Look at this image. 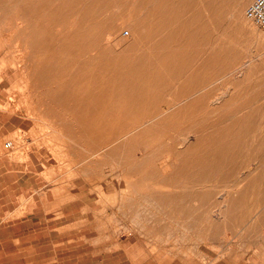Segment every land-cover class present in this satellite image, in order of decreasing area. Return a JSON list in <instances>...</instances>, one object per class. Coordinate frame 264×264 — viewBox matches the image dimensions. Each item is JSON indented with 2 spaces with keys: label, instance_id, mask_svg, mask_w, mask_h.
<instances>
[{
  "label": "rangeland",
  "instance_id": "374dc122",
  "mask_svg": "<svg viewBox=\"0 0 264 264\" xmlns=\"http://www.w3.org/2000/svg\"><path fill=\"white\" fill-rule=\"evenodd\" d=\"M32 1L0 0V264H253L264 252V33L245 16L253 0H191L175 48L187 57L170 63L151 37L155 0ZM78 27L101 43L94 68L111 80L71 75Z\"/></svg>",
  "mask_w": 264,
  "mask_h": 264
},
{
  "label": "bare ground",
  "instance_id": "6f19581e",
  "mask_svg": "<svg viewBox=\"0 0 264 264\" xmlns=\"http://www.w3.org/2000/svg\"><path fill=\"white\" fill-rule=\"evenodd\" d=\"M32 1V0H31ZM53 1V0H52ZM59 1V0H58ZM56 0L55 3L58 2ZM88 1V0H87ZM196 1V0H195ZM214 1V0H213ZM233 1V0H232ZM33 2V1H32ZM151 2V1H150ZM149 2V3H150ZM156 2V8L154 10H152L150 13L151 15L153 16V18L155 19V24L153 26V33H152V38H154V40H156V45L158 46V49L160 51V55L163 56V59L165 60L164 63L166 62H169V61H178L179 59H185V56L186 54L182 53V52H179V51H175V48L177 46V42H180V44H182V41L184 42V40H181L179 41V35H178V30L179 28H181L180 26L183 25V19L184 16L186 14H190L191 11V0H155ZM219 2V1H218ZM223 2V1H222ZM230 2V0H229ZM91 3V2H90ZM200 3V2H199ZM236 3V2H235ZM234 3V4H235ZM203 4V3H201ZM206 4V3H205ZM229 4V3H228ZM232 4V3H231ZM220 5V4H219ZM237 5V4H236ZM34 4H32V8H34ZM87 6V5H86ZM148 6V5H147ZM146 6V7H147ZM227 6V5H226ZM235 6V5H234ZM224 7V6H223ZM233 7V6H232ZM103 8V7H102ZM145 8V7H144ZM196 8V7H195ZM228 8V7H227ZM105 10V8H103ZM34 10L36 11L37 8ZM97 10V9H96ZM100 10V8H99ZM206 10V9H205ZM213 10V9H212ZM217 10V9H216ZM93 11V10H92ZM198 11V10H197ZM199 12V11H198ZM213 12V11H212ZM34 13V12H33ZM238 13V12H237ZM46 14V12H45ZM106 15V13H104ZM198 14V13H196ZM217 14V13H216ZM215 14V15H216ZM240 14V13H239ZM238 14V15H239ZM33 15V14H32ZM80 15V14H79ZM78 15V16H79ZM109 15V13H108ZM213 15V14H212ZM195 16V15H194ZM235 16V15H234ZM198 17V16H197ZM196 17V18H197ZM199 17H200V14H199ZM208 17V16H207ZM89 18V17H88ZM195 18V17H194ZM195 18V19H196ZM218 18V17H217ZM189 19V18H188ZM96 20V19H95ZM141 20V19H140ZM145 20V19H144ZM197 20V19H196ZM200 20V19H198ZM221 20V19H219ZM218 20V21H219ZM148 21V20H147ZM202 21V19H201ZM222 21V20H221ZM220 21V22H221ZM143 22V21H142ZM149 22V21H148ZM186 22V21H185ZM242 22V21H241ZM100 23V22H99ZM204 23V22H202ZM224 23V22H223ZM143 24V23H142ZM141 24V25H142ZM190 24V23H188ZM187 24V25H188ZM80 25V24H79ZM83 25V24H82ZM90 25V24H89ZM138 25V24H137ZM140 25V26H141ZM185 25V23H184ZM183 25V26H184ZM203 26V25H202ZM220 26V25H219ZM192 28V24L190 26ZM190 27L189 29L187 30H190ZM196 27V26H195ZM201 27V26H200ZM99 28V26H98ZM194 28V27H193ZM71 29V28H69ZM86 29V28H85ZM93 29V28H92ZM197 29V28H196ZM111 30V29H110ZM185 30V29H184ZM186 30V31H187ZM194 30V29H193ZM141 31V30H140ZM92 32V31H91ZM97 32V31H96ZM144 32V31H143ZM190 32V31H189ZM109 34V33H108ZM145 34V33H144ZM181 34V33H180ZM187 34V32H186ZM185 34V35H186ZM191 34V32H190ZM68 41L72 42L74 44V54L72 56H70L69 60L67 61V63L69 65H71V70H70V73L71 75L73 76H76V78H79V77H87L89 81H95V80H102V81H105V80H111V77L113 76L111 73V75H109L108 71L109 70H100V69H95L94 66L95 65H99V62H100V57L102 56V54H104V52L101 54V51L99 49H102L101 48V43L100 45H92V44H86L85 40L84 39V35L81 34V28H77V29H74V30H70L69 33H68ZM145 36V35H144ZM143 36V37H144ZM178 36V38H177ZM191 36V35H189ZM98 37V36H97ZM92 38V37H91ZM109 40V39H108ZM146 40H149V39H146ZM152 40V39H151ZM87 41V40H86ZM187 42V41H186ZM192 42V41H191ZM188 43V42H187ZM190 43V42H189ZM36 44V43H34ZM173 45V47H171ZM231 45V44H230ZM227 46L226 48H228L229 46L228 45H225ZM63 49L67 50V48H69V44L66 42L63 44V46H61ZM193 47V46H191ZM233 47V45H232ZM155 48V47H154ZM231 48V46H230ZM98 50L100 51V53H98ZM133 50V49H132ZM135 51V49H134ZM234 51V50H233ZM152 52V50H151ZM207 52V51H206ZM186 53V52H185ZM229 53V52H228ZM232 53V52H231ZM105 55V54H104ZM146 55V54H145ZM185 55V56H184ZM238 55V54H237ZM144 55H139L137 58H143ZM188 56L191 57V55L188 54ZM187 57V56H186ZM232 57V56H231ZM230 57V58H231ZM238 57V56H237ZM194 58V56H193ZM207 58V57H206ZM112 59V57H111ZM144 59V58H143ZM187 59V58H186ZM203 59V58H202ZM212 59V58H210ZM232 59V58H231ZM142 60V59H141ZM193 60H196L193 59ZM192 60V62H193ZM230 60V59H229ZM233 60V59H232ZM180 61V60H179ZM206 63L208 62V59L204 60ZM146 62V61H145ZM110 63V62H109ZM130 63V62H129ZM170 63V62H169ZM168 63V64H169ZM182 63V62H181ZM186 63V62H185ZM191 63V62H190ZM195 63V62H194ZM204 63V64H206ZM185 65L188 66V64H182L180 66V68L177 70V69H174V71H176V74L178 75L177 77L179 76H182L185 75V74H182V69L184 70L186 67ZM200 65V64H198ZM203 65V64H202ZM163 66V65H162ZM203 67V66H202ZM145 69V68H144ZM194 69V68H193ZM203 70V68H202ZM117 71V70H116ZM196 71V70H195ZM197 71H198V68H197ZM111 72V71H110ZM62 73V72H61ZM108 73V75H107ZM113 73V72H112ZM151 73V72H150ZM201 73V72H200ZM63 74V73H62ZM54 75V74H53ZM123 76V75H122ZM137 76V75H136ZM115 77V76H114ZM117 77V76H116ZM186 77V75H185ZM118 79L119 82H122V84H126L125 83V79L124 77H119V78H116ZM137 79V78H136ZM181 79V78H180ZM187 80V79H186ZM185 80V81H186ZM85 82V81H84ZM102 83V82H101ZM139 83V82H138ZM93 84V83H92ZM153 84V83H152ZM159 84V83H157ZM163 84V83H162ZM76 85V84H75ZM128 85V84H127ZM137 85V83H136ZM193 85V84H192ZM104 86V85H103ZM115 86V85H114ZM119 86V85H117ZM124 86V85H123ZM122 86V87H123ZM138 86V85H137ZM145 86V85H144ZM200 86V85H199ZM128 87V86H127ZM132 87V86H131ZM136 87V86H135ZM101 88V86H100ZM118 88V87H117ZM193 88V87H192ZM195 88V87H194ZM200 88V87H198ZM65 89V88H64ZM121 89V88H120ZM132 89V88H131ZM140 89V88H139ZM100 90V89H99ZM150 90V89H149ZM90 91V90H89ZM88 91V93H89ZM96 91V90H95ZM98 91V90H97ZM147 91V89H146ZM151 91V90H150ZM195 91V90H194ZM140 91L136 90L134 91V89H132V92H131V99L133 98H137L139 97L138 93ZM142 92V91H141ZM145 92V91H144ZM154 93V92H153ZM117 94V93H116ZM157 94V93H156ZM88 95V94H87ZM121 95V94H120ZM124 95V94H123ZM178 96H175L176 97V101L174 102H167V103H164L162 101L159 100L158 102V107L155 109V112L156 115H159V116H162L164 114L167 113V111H169V109H171L172 106H174L175 104L183 101V100H187L189 98L190 95L187 94V92H184V94H177ZM192 95V94H191ZM102 96V95H101ZM122 96V95H121ZM129 96V95H128ZM167 96V95H166ZM209 96V95H208ZM100 97V96H99ZM126 97V96H125ZM101 98V97H100ZM196 97H194L193 99H195ZM120 99V98H119ZM141 100V99H140ZM181 100V101H180ZM198 100V99H197ZM118 101V100H117ZM116 101V102H117ZM125 101V100H124ZM130 101V100H129ZM156 101V100H155ZM199 101V100H198ZM206 101V100H205ZM136 102V101H135ZM138 102V101H137ZM204 102V101H203ZM215 102V101H214ZM217 102V101H216ZM215 102V103H216ZM105 103V102H104ZM193 103V102H192ZM80 104V103H79ZM84 104V103H83ZM203 104V103H202ZM85 105V104H84ZM106 105V104H105ZM115 105V104H114ZM113 105V106H114ZM124 105V104H123ZM143 105V102L140 101V106ZM146 105V104H145ZM198 105V104H197ZM205 105V104H204ZM215 105V104H214ZM111 106V105H110ZM116 106V105H115ZM131 106V105H130ZM147 106V105H146ZM196 106V105H195ZM90 107V106H89ZM108 107V106H107ZM120 107H122L120 105ZM144 107V106H143ZM192 107V106H191ZM207 107V106H206ZM214 108V107H213ZM217 108V106H216ZM117 109V107H116ZM122 109V108H120ZM152 109V108H151ZM153 110V109H152ZM215 110V109H214ZM180 112V111H179ZM90 114V112H89ZM88 114V115H89ZM178 113H172V114H169L167 115L165 118H164V121L165 122H168L172 119H174L176 116H177ZM144 115V114H143ZM94 117V116H93ZM103 117V116H102ZM90 118V117H88ZM127 118V117H126ZM158 118V117H157ZM86 119V118H85ZM92 119V117H91ZM128 119V118H127ZM150 119V118H149ZM155 119V118H154ZM84 120V119H83ZM152 120V119H151ZM150 120V121H151ZM101 121V120H100ZM127 121V120H126ZM155 121V120H154ZM136 122V121H135ZM91 123V122H90ZM103 123V122H102ZM130 123V122H129ZM134 123V122H133ZM171 123V122H169ZM103 125V124H102ZM127 125V124H126ZM95 126V124H94ZM148 126V125H147ZM90 127V126H89ZM117 127V126H116ZM115 127V128H116ZM124 127V126H123ZM141 127V121H138L136 122L135 124H131V125H128L127 127L123 128L121 131L119 130V132H114L113 134H111L110 136H108V138H103L104 139V144H110V143H114V142H118L119 140L121 139H125V137L127 135H129L131 132L137 130L138 128ZM99 128V127H98ZM159 128V127H158ZM111 129V128H110ZM142 129V128H141ZM147 130V129H146ZM145 130V131H146ZM117 131V130H115ZM143 131V130H142ZM152 132V131H151ZM144 134V131L143 132H140V134ZM148 133V132H147ZM146 136V135H145ZM160 136V135H159ZM136 137V136H135ZM134 137V139H135ZM163 138V136H162ZM208 139V138H207ZM102 140V139H101ZM99 141V140H97ZM96 141V142H97ZM136 141V140H135ZM161 141V140H160ZM168 141V140H167ZM200 141L201 139L197 140V143L200 144ZM125 142L124 141V145H125ZM151 142V141H150ZM154 142V140H153ZM157 142V141H156ZM164 142V141H163ZM173 142V141H172ZM100 143V142H99ZM139 143V142H138ZM169 143V141H168ZM184 143H185V140H184ZM184 143H181V145H185ZM212 143V142H210ZM101 144V143H100ZM120 144V143H119ZM179 144V143H177ZM121 145V144H120ZM141 145V144H140ZM159 145V144H158ZM174 145V144H173ZM123 146V145H122ZM137 146V145H136ZM153 146V145H152ZM164 146V145H163ZM166 146V145H165ZM172 146V145H171ZM186 146V145H185ZM194 145H190V146H186V152L190 151L192 148H193ZM125 147V146H124ZM154 147V146H153ZM116 148V147H115ZM139 150V149H138ZM119 151V150H118ZM141 153V152H140ZM169 154V153H168ZM173 155V153H170V157ZM136 156V154H134ZM142 157L145 156V153L141 154ZM199 164V163H198ZM197 166V165H196ZM195 166V167H196ZM168 167H169V164L166 166V169L162 170L164 172H167L168 170Z\"/></svg>",
  "mask_w": 264,
  "mask_h": 264
},
{
  "label": "built area",
  "instance_id": "2783aa9c",
  "mask_svg": "<svg viewBox=\"0 0 264 264\" xmlns=\"http://www.w3.org/2000/svg\"><path fill=\"white\" fill-rule=\"evenodd\" d=\"M245 16L264 33V0H253L247 7ZM13 146V142L6 143L8 149Z\"/></svg>",
  "mask_w": 264,
  "mask_h": 264
},
{
  "label": "crops",
  "instance_id": "0c3cea01",
  "mask_svg": "<svg viewBox=\"0 0 264 264\" xmlns=\"http://www.w3.org/2000/svg\"><path fill=\"white\" fill-rule=\"evenodd\" d=\"M257 255V256H254ZM260 259H264V252L262 253H256L253 252V264H264V262H261Z\"/></svg>",
  "mask_w": 264,
  "mask_h": 264
}]
</instances>
